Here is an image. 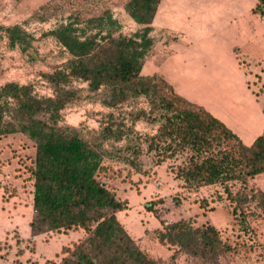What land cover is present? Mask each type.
I'll return each mask as SVG.
<instances>
[{
    "label": "trees",
    "instance_id": "1",
    "mask_svg": "<svg viewBox=\"0 0 264 264\" xmlns=\"http://www.w3.org/2000/svg\"><path fill=\"white\" fill-rule=\"evenodd\" d=\"M159 2L126 1L125 13L141 27L132 36L120 32L109 12L84 21L68 17L67 23L48 31L45 35L66 55L60 67L44 75L53 88L52 96L39 97L30 85L14 82L0 87V137L20 134L35 148L28 168L33 181L32 235L69 230L87 234L73 249L62 248L66 256L59 264H160L138 248L118 221L116 215L127 209V203L117 199L100 178L106 163L137 168L143 144L148 152H157L155 164L176 160L177 154L186 151L183 160L172 167L174 178L188 189L219 183L240 223L245 222V204L254 202L256 209L264 211V192L248 187L250 180L264 173V131L245 146L220 121L175 95L162 79L140 74L153 43L149 25ZM53 3L40 6L34 16L44 20ZM261 5L264 0H259L255 10L264 14ZM81 23L85 27H78ZM2 29L9 47L23 52L30 48L32 36L20 26ZM72 80L87 82L91 92L101 91V104L117 111L102 115L98 130L88 136L79 128L59 126L61 112L77 98V91L69 87ZM140 96L151 105L148 111L118 113ZM140 118L159 122L154 135L134 130ZM153 205L149 202L145 209L153 211ZM160 224L164 226L159 233L161 242L178 244L194 256L203 258L208 251L218 256L232 249L221 243L212 227L192 231L181 222Z\"/></svg>",
    "mask_w": 264,
    "mask_h": 264
},
{
    "label": "rangeland",
    "instance_id": "2",
    "mask_svg": "<svg viewBox=\"0 0 264 264\" xmlns=\"http://www.w3.org/2000/svg\"><path fill=\"white\" fill-rule=\"evenodd\" d=\"M53 1L49 14L41 20L34 14L47 2L0 0V87L14 82L19 85H30L33 93L39 97L52 96L53 88L44 75L60 67L65 62L66 55L62 54L63 49L57 42L45 34L58 25L67 23L68 17L72 21L76 19L84 21L98 17L104 12L116 14L124 9L127 0ZM40 3L42 4L39 6ZM116 17L122 25L120 32L123 35L132 36L141 29L137 24L132 26L133 23L130 22L127 14L116 15ZM15 25L20 26L32 36L31 46L25 52L19 47H9L7 36L2 29ZM83 26L85 27L83 23L78 24V27ZM139 71L142 75V65ZM69 87L77 91V98L61 112L59 126L79 128L84 135L88 136L92 131L98 130L102 115L110 112L116 115V109L101 104L102 92L89 91L87 82L72 80ZM163 92L168 98L171 97L166 88H163ZM180 106L185 107L182 103ZM150 107L146 98L140 96L124 104L121 112L118 113H128L135 109L148 111ZM158 127V121L147 122L144 118H140L135 123L134 130L140 134L154 135ZM143 147L144 149L142 148V152L138 155L140 162L137 168L115 162L106 163V171L100 174V178L116 196L118 195L117 199L120 200L122 195H129L126 203H134L126 217H120L119 221L129 222L128 226H132V231L139 227L145 228L146 223L148 224L147 228L150 230H146L148 233L146 243L137 244L135 241L145 255L160 264H264V211L256 209V203L243 206L245 222L240 223L233 214L234 204L226 200V195L219 183L198 189H188L180 180L175 178L172 180L174 176L172 167L183 160V157L187 155L186 151L177 154L176 160L167 159L155 164L157 152L155 150L148 152L145 144ZM34 153L33 142L20 134L0 137V176L8 177V180L19 179L25 186L29 185L27 184L28 168L32 165ZM144 183L149 184L150 191L148 187H144ZM248 187L258 189L250 181ZM238 188L239 185L236 189L232 188V191ZM216 193H220L222 198L218 199ZM202 201L206 203L204 206H201ZM149 202L155 203L152 206L153 211L145 209V205ZM148 215L153 219L152 224L148 223ZM160 221H163L165 225L181 222L192 231H200L206 226L212 227L217 231L221 243L232 249L218 256H214L211 251L205 252L203 258L194 256L178 244L172 245L166 240L160 241L159 233L164 232V226L160 224ZM66 232V237H69L71 243L63 248L73 249L74 244L87 237L83 230ZM14 237L17 238L16 235ZM29 249L33 251L34 245ZM20 252L19 247L9 246L7 241H2L0 264H37V262L31 263L30 258L25 259L19 256L20 258L15 259L14 257ZM65 256L66 254L61 253V257L48 263L59 264Z\"/></svg>",
    "mask_w": 264,
    "mask_h": 264
},
{
    "label": "crops",
    "instance_id": "3",
    "mask_svg": "<svg viewBox=\"0 0 264 264\" xmlns=\"http://www.w3.org/2000/svg\"><path fill=\"white\" fill-rule=\"evenodd\" d=\"M258 2L160 0L149 25L153 43L142 64V76L162 79L175 95L220 121L245 146L264 131V14L255 10ZM260 8L264 11V5ZM116 15L125 16V10L112 14L122 30ZM0 182V244L7 241L9 246L19 247L20 255L14 258H30L31 263L61 257L62 248L71 243L67 232L32 235L31 178L26 186L22 180L3 176ZM250 183L264 192V173ZM144 187L151 190L148 183ZM128 196L122 195L120 200L126 201ZM133 205L127 203V209L117 213L118 221ZM147 219L152 224L149 215ZM119 222L137 244L148 240L147 223L132 231L129 222Z\"/></svg>",
    "mask_w": 264,
    "mask_h": 264
}]
</instances>
